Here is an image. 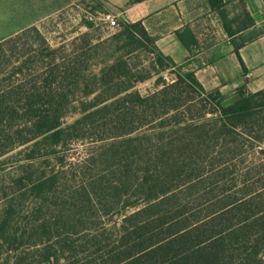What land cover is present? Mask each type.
<instances>
[{
	"label": "trees",
	"instance_id": "trees-1",
	"mask_svg": "<svg viewBox=\"0 0 264 264\" xmlns=\"http://www.w3.org/2000/svg\"><path fill=\"white\" fill-rule=\"evenodd\" d=\"M87 25L92 27L91 22ZM120 25L121 31L114 39L121 55L101 70L99 87L85 94H95L93 100L67 127H63V120L98 47L90 34H83L87 39L82 46L77 45L78 38L55 48L44 42L41 49H29V57L16 60H10L15 55L13 43L31 28L40 33L38 28L30 27L0 41V158L17 146L34 147L39 139L58 146L90 134L96 140H115L111 145L127 144L138 154L144 142L154 137L157 153L146 164H153L155 172L152 178L145 176L136 181L131 194L125 190L130 176L125 163H121V177L112 188L108 189L102 179L89 184L91 190L85 187L83 195L91 208L106 215L115 210L122 218L115 221L111 236L97 234L101 236L92 244L103 250L81 264H264V191L263 196L246 198L256 191L224 190L220 184L228 175V167L223 162L228 156L238 155L239 145L225 141L217 145L214 141L233 137L239 126L246 130L245 119L252 117L256 108L264 107V90L253 93L242 88L229 97L220 91H206L193 72H183L182 66L158 51L155 38L142 21L121 17ZM142 50L152 56L148 57L151 68L159 72L176 70L173 82L158 79L157 83L163 81L162 87L146 95L135 88L137 82L150 78L148 71L132 62V55ZM32 54L40 58L32 60ZM182 84L204 96L209 107L184 99ZM228 98L231 100L226 101ZM198 105L201 116L212 115L208 121L214 124L209 131L202 119L189 123L179 116ZM164 130H169L170 137L158 138L166 133ZM172 133L177 137L173 138ZM204 134H211L206 148L200 143ZM260 136L258 141H264ZM190 151L213 155L208 191L196 190L205 181L199 174L202 167L197 169L199 163L185 159L192 154L182 155ZM185 166L198 174L181 187L176 185V173ZM98 190L110 193L109 203L95 201ZM133 197L136 201H127ZM205 198V202L198 201ZM66 245L58 250L46 248L41 260L30 258L27 264H73L70 259L62 261L67 258ZM20 263V257L13 262Z\"/></svg>",
	"mask_w": 264,
	"mask_h": 264
},
{
	"label": "rangeland",
	"instance_id": "rangeland-1",
	"mask_svg": "<svg viewBox=\"0 0 264 264\" xmlns=\"http://www.w3.org/2000/svg\"><path fill=\"white\" fill-rule=\"evenodd\" d=\"M97 9L101 7L94 0H0V41L33 26L40 31L38 33L31 28L22 33L13 43L15 55L10 56V60L29 57L26 52L33 48L41 49L44 42L55 48L78 38L77 45L82 46L87 39L82 37L84 33H89L93 44L98 45L93 51V58L89 60L90 69L83 84L76 92V100L69 106L63 120V127L70 126L81 116V111L91 103L95 95L85 96L86 92L99 87L101 70L112 63L114 57L121 55L116 50L117 41L114 39L121 27L108 29L97 17ZM87 22L92 23L91 28ZM32 55H35L32 60L40 58L37 54ZM148 57L152 56L143 50L132 55V62L142 64L150 76L143 82H137L135 89L143 95L162 87L163 81L157 83L158 79L171 83L176 78L174 69L159 72L151 68ZM182 71L185 72L183 69ZM180 89L184 99L209 107L203 100L204 96H199L192 87L182 84ZM230 100L228 98L226 101ZM198 107L200 106L180 112L179 116L189 123L202 119L201 122L209 131L214 124L208 121L212 115L207 113L201 116ZM256 109L255 114L244 121L246 130L239 126L233 137L214 140L217 145L222 141L239 145L238 155L228 156L223 162L228 167V175L224 176L226 179L220 185L224 190L256 191L251 195L246 194V198L255 194L263 196L264 191V141L259 142L260 138L257 137L261 135L264 139V107ZM164 131L166 133L158 135V138L170 137L169 130ZM91 135L94 134L87 135L82 140L70 139L58 146H54L50 140L45 142L39 139L38 145L34 147L33 144L17 146L0 158V264H13L19 257L20 264H27L30 258L37 262L43 258L41 252L44 249L58 250L65 244L68 248L67 258L62 261L70 259L73 264L94 259L103 250L99 245L92 244L93 240L96 238L94 242H97V237L101 236L97 234L101 232L111 236L115 221H120L122 217L117 216L115 210L106 215L91 208L90 201L83 195L85 187L91 190L89 184L102 179L108 184V189L112 188L121 177V163H125V170L130 175L125 190L131 194L136 181H141L145 176L152 178L155 172L154 165L146 164V160L155 158L157 141L154 137L149 141L144 140L141 151L137 154L127 144L111 145L115 140H96ZM172 135L173 138L177 137L174 133ZM210 137L211 134H204L200 142L203 148L209 146ZM189 154H192L191 158H183L197 161V169H203L199 174L205 182L196 190L208 191L211 187L208 178L212 153H182L183 156ZM194 173L187 166L179 169L176 173V185L184 187L189 177L195 178L198 174ZM98 193L99 197L95 201L101 199L109 203L111 197L108 191L98 190ZM127 201L133 202L136 199L133 197ZM198 201L205 202L206 198Z\"/></svg>",
	"mask_w": 264,
	"mask_h": 264
},
{
	"label": "crops",
	"instance_id": "crops-1",
	"mask_svg": "<svg viewBox=\"0 0 264 264\" xmlns=\"http://www.w3.org/2000/svg\"><path fill=\"white\" fill-rule=\"evenodd\" d=\"M142 21L158 51L206 91L264 90V0H94ZM67 5V4H66Z\"/></svg>",
	"mask_w": 264,
	"mask_h": 264
},
{
	"label": "built area",
	"instance_id": "built-area-1",
	"mask_svg": "<svg viewBox=\"0 0 264 264\" xmlns=\"http://www.w3.org/2000/svg\"><path fill=\"white\" fill-rule=\"evenodd\" d=\"M97 17L105 23V26L108 29H117L120 28V17L113 13L112 11L105 9L96 10Z\"/></svg>",
	"mask_w": 264,
	"mask_h": 264
}]
</instances>
